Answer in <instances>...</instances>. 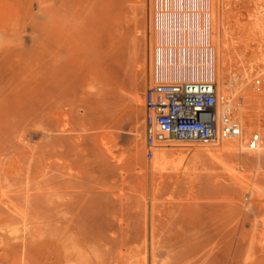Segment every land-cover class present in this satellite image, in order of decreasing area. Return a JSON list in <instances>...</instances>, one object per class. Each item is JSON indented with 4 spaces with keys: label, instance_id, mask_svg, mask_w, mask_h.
Masks as SVG:
<instances>
[{
    "label": "rangeland",
    "instance_id": "374dc122",
    "mask_svg": "<svg viewBox=\"0 0 264 264\" xmlns=\"http://www.w3.org/2000/svg\"><path fill=\"white\" fill-rule=\"evenodd\" d=\"M223 1L233 23L264 30V0ZM153 6L0 0V264H264V213L249 211L264 199H251L235 159H161L157 148L149 160L144 107V124L129 120L155 70ZM253 107L248 137L264 131V106ZM124 123L142 139H118ZM42 128L48 147L28 136ZM71 130L88 137L60 139Z\"/></svg>",
    "mask_w": 264,
    "mask_h": 264
},
{
    "label": "bare ground",
    "instance_id": "6f19581e",
    "mask_svg": "<svg viewBox=\"0 0 264 264\" xmlns=\"http://www.w3.org/2000/svg\"><path fill=\"white\" fill-rule=\"evenodd\" d=\"M177 1L176 4H178V6H174L176 0H154L156 10L154 6L153 9L157 11L156 15L154 13L156 17V32L154 31L156 34V41L154 40L155 44L153 42L154 45L151 50L149 48L148 50H150L153 55L155 54L156 64L154 72H151L152 74L148 73L149 75L147 74V82L148 84L182 82L216 84L218 92L227 96L230 103L235 108L236 117L240 121L243 135L240 138L219 139L208 142L186 143L171 139L160 145L159 149L162 148V150H164L160 152L165 154L163 156V154L160 153V156L162 155L161 159L166 157L167 153L172 159H179L177 161L204 160L207 158L222 160L224 157L233 158L237 163L235 171H238L241 177L248 176L250 178L249 185L257 187L256 189L259 190L255 191L254 187L251 189L249 186L252 192L251 199H256V196L264 199V195L260 194V192L264 194V131L261 133L263 137L259 148L249 152L246 147V140L248 134L258 128L259 122H257V126H254L250 122L245 123V115L248 113L246 109L248 107L252 108L253 104H255V108L257 107L258 109V107H261L262 109V106H264V30L252 24L245 26L241 23H233L231 21L233 17L230 14L231 12H229V7H227L222 0L219 2H214L213 0ZM181 6H183L185 12H187L184 16L181 14L182 12L178 10V8L181 9ZM176 10L181 13L179 14V12H177L178 14L176 15ZM215 10L219 13L216 12V14H214ZM178 15H180V19ZM182 20L186 22L183 23L181 22ZM214 20L217 22L213 23L212 21ZM177 26H180L178 31L184 26L187 28L184 31L187 32L178 34L179 36L175 35L173 32H176L174 29L177 30ZM181 32H183V30H181ZM180 35L182 36L180 37ZM252 52L255 53L253 56ZM254 69H262L260 70V72H262L261 75L255 76L260 77L263 81V88L259 92L253 91L252 81L255 77L253 78L250 71ZM134 88L136 87L134 86ZM141 90L142 87L140 89L137 88L135 95L133 94L131 98L133 106L129 114L131 118H128L130 122L136 124L140 122L143 123L142 110L144 107V100L142 104L140 100L141 96L137 95ZM245 90L246 94L244 95L243 93ZM134 102L140 103L137 104L140 106L136 107ZM121 130V134L118 135V139L120 140L128 139L132 135L136 136L138 138L137 140L142 139L140 128L135 131L129 130L128 124H125L122 126ZM73 133L72 130L65 132L60 139L79 143L80 141H85L88 137L72 135ZM28 136L36 145L38 140L42 139L44 147H48V145L53 143L52 140L54 135L53 132L46 131L42 128L39 129L38 132L34 130L29 131ZM56 138L59 139L58 137ZM18 142L24 145L25 141L21 133L18 137ZM56 143L59 144V141ZM169 146L177 147L170 150L166 148ZM31 149L30 152L38 150L37 146ZM158 150H155L156 153ZM157 155L159 154H156L155 158L158 160ZM169 161L171 160L169 159ZM66 165L69 167L68 163ZM260 208L262 209L261 212L264 213V201L262 203H258L257 201L252 203L249 211L253 213V210H259Z\"/></svg>",
    "mask_w": 264,
    "mask_h": 264
},
{
    "label": "built area",
    "instance_id": "2783aa9c",
    "mask_svg": "<svg viewBox=\"0 0 264 264\" xmlns=\"http://www.w3.org/2000/svg\"><path fill=\"white\" fill-rule=\"evenodd\" d=\"M263 87L260 78L253 88ZM146 157L151 160L161 144L208 142L243 135L235 108L214 83H149L144 93ZM262 136L253 132L246 140L249 151L259 148Z\"/></svg>",
    "mask_w": 264,
    "mask_h": 264
}]
</instances>
